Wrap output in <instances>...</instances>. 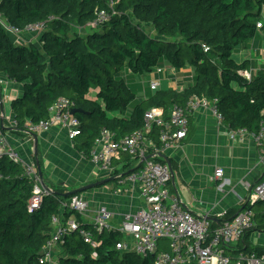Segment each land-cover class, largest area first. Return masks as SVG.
Listing matches in <instances>:
<instances>
[{"label":"trees","instance_id":"16d2710c","mask_svg":"<svg viewBox=\"0 0 264 264\" xmlns=\"http://www.w3.org/2000/svg\"><path fill=\"white\" fill-rule=\"evenodd\" d=\"M101 10L110 17L87 34L80 33L77 28L90 25ZM263 11L264 0H0V13L8 24L21 30L36 22L45 25L40 45L20 44L0 22V75L22 85L21 94L11 100L17 124L10 127L18 134L28 133L27 121L47 119L50 107L67 97L81 121L76 148L91 158L102 129L114 131L117 138L126 136L143 127L150 108L186 107L198 95L217 100L215 106L230 128L257 132L264 123V71L246 78L241 71L249 63L237 61L233 53L256 36ZM145 24L152 25L156 34H150ZM165 60L177 69L193 66V82L181 91L154 90L136 102L137 91L123 71L152 72ZM93 86L98 88L95 97L89 95ZM0 91L3 95L1 84ZM2 104L0 98L4 134ZM123 160V168L111 175L127 173L132 163L127 156ZM42 178L49 192L40 208L30 211L34 178L21 162L6 154L0 157V264H41L43 247L55 230L54 215L64 222L74 216L100 241L93 247L78 230L66 232L58 246V264H156L155 254L118 249L125 239L120 230L98 232L81 213L62 208L63 202L81 192L55 184L44 171ZM246 209L253 210L255 226L228 245L226 252L232 257L264 254V247L251 240L254 233L264 232V200L232 208L221 219L211 218L215 229Z\"/></svg>","mask_w":264,"mask_h":264},{"label":"built area","instance_id":"2783aa9c","mask_svg":"<svg viewBox=\"0 0 264 264\" xmlns=\"http://www.w3.org/2000/svg\"><path fill=\"white\" fill-rule=\"evenodd\" d=\"M109 17L110 13L101 10L92 23L99 25ZM0 22L9 33L17 34L23 31L8 24L1 13ZM263 26L264 11L257 21L258 28ZM44 29L43 22H36L24 30L42 32ZM161 70L162 68L157 67V71ZM241 73L248 79L252 76L250 71L242 70ZM9 80V78L0 80L2 88ZM159 86V80L150 81L153 90H157ZM3 91L6 94V88ZM216 101L206 96L193 95L186 107L177 104L172 105L169 110L152 107L145 113L142 128L120 138H117L116 133L110 129L101 130L94 140L91 160L103 172L111 175L122 169L125 164L124 157H129L131 168L125 170L126 174L122 172L115 174L119 185L114 191L120 194L123 190L122 185L131 184L132 187L138 188L142 199L138 209L124 214L119 224L114 223L115 213L109 206L101 204L92 208L91 203L81 193L74 194L69 201L63 202L62 208L69 207L81 213L86 219L91 218L90 222L98 232L120 230L125 234V239L117 244L118 249L136 252L142 256L155 254L156 264H264V254L240 253L232 257L226 252L229 244L237 242L247 230L255 226L253 210L239 212L232 220L223 221L220 226L212 229V220L208 215L192 214L183 207L179 195L171 193V168L167 162L155 159V157L165 159L163 155L178 146L187 136L188 111H196L202 107L210 108L219 120H223L215 106ZM16 124L15 119L11 120V126ZM57 125L62 126L72 140H76L81 134V121L73 113V101L67 97H60L50 107V116L47 119L26 122L30 134L41 133ZM230 135L233 139L240 140L246 136L254 138L258 145L259 161L264 166V123L257 132L240 127L230 129ZM4 154L21 162L27 175L34 178L36 185L28 200V208L30 211L40 208L42 197L49 190L42 186L43 178L37 165L26 162L0 130V157ZM223 173V169L218 168L214 179L221 177ZM258 200H264V179L250 186L248 202L252 204ZM52 225L55 230L43 247L41 264L59 263L58 246L63 234L70 230H78L84 240L93 247L100 244L93 232L83 227L73 216L64 222L59 215H54ZM161 241H167L171 251L162 249Z\"/></svg>","mask_w":264,"mask_h":264},{"label":"crops","instance_id":"0c3cea01","mask_svg":"<svg viewBox=\"0 0 264 264\" xmlns=\"http://www.w3.org/2000/svg\"><path fill=\"white\" fill-rule=\"evenodd\" d=\"M90 26L98 28L93 23ZM10 35L16 43L40 45L42 32L23 30ZM233 56L239 62L246 60L249 65L244 70L252 75L264 71V26L258 28L256 36L245 45L238 46ZM158 67L162 70L157 71L156 68L155 72H151L155 73L153 79L160 81L158 89L181 91L195 78V69L190 65L177 69L165 60ZM7 78L0 75V80ZM7 82L5 87L3 85L7 92L2 95L6 125L4 135L26 162L39 163L52 182L70 189L113 176L107 175L91 158L84 156L76 148V140L70 139L62 126L37 133V145L34 134L14 132L10 127L11 120L15 119L11 100L21 94L22 85L13 80ZM146 90L143 91V99L154 91L151 87L149 92ZM188 117L187 136L166 153L174 170L170 191L179 195L183 207L192 214L221 219L228 210L240 208L248 202L250 186L264 176L258 145L251 136L243 140L233 139L230 135L233 128L224 120H219L210 108L188 111ZM218 168H222L224 173L214 179ZM117 184L119 182H107L81 192L92 208L101 204L109 206L115 213V224H119L124 214L134 212L142 203L137 187L122 185V193L116 194ZM251 240L253 244L264 247V232L254 233Z\"/></svg>","mask_w":264,"mask_h":264},{"label":"rangeland","instance_id":"374dc122","mask_svg":"<svg viewBox=\"0 0 264 264\" xmlns=\"http://www.w3.org/2000/svg\"><path fill=\"white\" fill-rule=\"evenodd\" d=\"M144 28L147 31H149L150 34H156V31L154 30L152 25L145 24ZM77 29L79 30L80 33L87 34L90 31L91 26L88 25V26L83 27V28L78 27ZM155 71L156 70H154L153 72H155ZM123 75L126 76V78L128 79L129 83L132 85L134 90L137 91V98H136V102H137V101H140L143 99V97H144L143 91H145L147 89L146 91L149 92L150 81L153 79V76H155V73L151 74V72H148V73H144V74H134V73H131L129 70H124ZM97 90H98V88L93 86L89 92V95L92 97H95L97 95ZM2 93L4 94V91ZM136 102L132 103V105L128 109V112H130L132 110V108ZM110 182L116 184L115 180H112ZM87 220L90 221L91 218H87ZM167 243H168L167 241H161V248L171 251L169 246H167Z\"/></svg>","mask_w":264,"mask_h":264},{"label":"water","instance_id":"95a60500","mask_svg":"<svg viewBox=\"0 0 264 264\" xmlns=\"http://www.w3.org/2000/svg\"><path fill=\"white\" fill-rule=\"evenodd\" d=\"M0 98H2L1 91H0ZM2 109H4V105L3 104H2ZM75 111H76V109H73V113ZM34 138L36 140V145H37L38 144V141H37L38 136L36 134H34ZM163 157L167 160V163L169 164V166L171 168V171H172V177L174 179V170H173V167H172V163H171L170 159L166 155H163ZM37 167H38L40 175L43 176V172H42V169H41V166H40L39 163L37 164ZM115 178L116 177H114V176H110V177L104 178V179H102L100 181H96V182H92V183L86 184L84 186H81V187L77 188L74 192H84L86 190H89L91 188L97 187V186L102 185L104 183L110 182V181L114 180ZM43 185L47 188V186L45 184H43Z\"/></svg>","mask_w":264,"mask_h":264}]
</instances>
